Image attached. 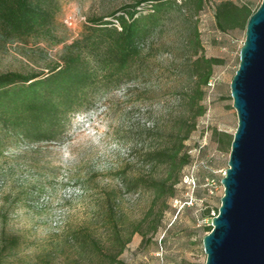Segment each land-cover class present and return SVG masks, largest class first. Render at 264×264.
Segmentation results:
<instances>
[{"label":"rangeland","instance_id":"374dc122","mask_svg":"<svg viewBox=\"0 0 264 264\" xmlns=\"http://www.w3.org/2000/svg\"><path fill=\"white\" fill-rule=\"evenodd\" d=\"M137 1L58 0L56 32L64 42L11 40L0 33V73L48 71L90 18L113 20L110 14ZM221 1L205 0L197 12L191 0L186 15H171L145 42L152 77L116 89L90 111L73 115L61 140L6 142L0 150V264H100L94 240L113 248L116 229L124 240L132 235L120 256L126 264H206L203 239L210 217L222 205V179L239 123L231 82L246 39V27L226 32L217 27L215 10ZM230 1L255 10L263 0ZM140 8L148 12L151 4ZM195 26L201 41L197 47L191 43ZM197 55L224 63L214 67L203 101L206 112L186 141L190 163L182 181L175 195L166 204L159 201L148 216L144 230L150 241L142 244V234L132 232L146 217L153 192L135 176H162L166 171L144 155L143 137H152L149 146L169 139L147 128L157 121L162 134L169 133L179 94L192 83L188 72ZM187 175L196 183L194 204L179 211L176 199L189 201ZM157 223L160 228L153 233Z\"/></svg>","mask_w":264,"mask_h":264},{"label":"trees","instance_id":"16d2710c","mask_svg":"<svg viewBox=\"0 0 264 264\" xmlns=\"http://www.w3.org/2000/svg\"><path fill=\"white\" fill-rule=\"evenodd\" d=\"M190 2L139 0L110 14L113 20L92 17L78 38L64 44L61 61L49 66L48 71L0 73V150L8 140H61L73 115L90 111L116 89L143 77L151 78L153 71L146 57L145 42L155 36L174 13L186 15ZM142 4H151V9L143 12L139 9ZM195 5L196 11L200 12L205 0H195ZM58 9V0H0V33L5 39L34 38L60 44L64 40L56 32ZM257 9L223 0L216 5L217 27L223 32L246 27ZM193 33L195 38L191 43L197 47L201 41L196 26ZM222 63L224 60L217 57L197 55L188 72L192 83L179 94L180 106L169 133L162 134L165 130L157 121L147 128V131L169 136V139L164 137L149 146L146 143L152 137H143L144 155L151 163L166 167V171L162 176H135V180L153 192L146 217L132 232L142 234V244L150 241L148 231L144 230L148 216L159 201L163 200L166 204L175 195L176 186L182 181L183 169L190 163L186 141L196 129L197 118L206 112L203 105L206 87L213 77L214 67ZM209 213L208 210L206 215ZM109 223L116 229L113 219ZM159 228L160 223H157L153 233ZM212 230V224L207 226V232ZM131 237L124 240L116 229L113 248L101 246L94 240L100 264H126L120 256L131 242ZM82 239L86 245V238Z\"/></svg>","mask_w":264,"mask_h":264},{"label":"water","instance_id":"95a60500","mask_svg":"<svg viewBox=\"0 0 264 264\" xmlns=\"http://www.w3.org/2000/svg\"><path fill=\"white\" fill-rule=\"evenodd\" d=\"M231 94L239 123L206 264H264V0L251 15Z\"/></svg>","mask_w":264,"mask_h":264},{"label":"built area","instance_id":"2783aa9c","mask_svg":"<svg viewBox=\"0 0 264 264\" xmlns=\"http://www.w3.org/2000/svg\"><path fill=\"white\" fill-rule=\"evenodd\" d=\"M184 182L188 184V188H189L188 198H189V201H182V200L176 199L175 207H177L179 209V211H181L186 205H193L194 204L193 203V193H194L195 188H196V183L193 181V178L190 175H187L185 177ZM209 184L211 185V184H213V182L208 183L207 185H209ZM218 214H219V212L214 211L210 218L213 219Z\"/></svg>","mask_w":264,"mask_h":264}]
</instances>
